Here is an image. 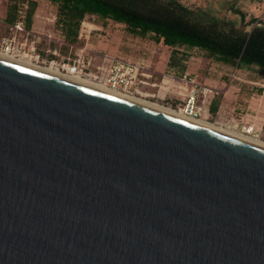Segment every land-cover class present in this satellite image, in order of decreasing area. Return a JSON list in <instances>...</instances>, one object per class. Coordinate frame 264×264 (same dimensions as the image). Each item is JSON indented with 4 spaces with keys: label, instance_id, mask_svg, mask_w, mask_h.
Returning a JSON list of instances; mask_svg holds the SVG:
<instances>
[{
    "label": "water",
    "instance_id": "obj_1",
    "mask_svg": "<svg viewBox=\"0 0 264 264\" xmlns=\"http://www.w3.org/2000/svg\"><path fill=\"white\" fill-rule=\"evenodd\" d=\"M0 264H264V148L0 58Z\"/></svg>",
    "mask_w": 264,
    "mask_h": 264
},
{
    "label": "rangeland",
    "instance_id": "obj_2",
    "mask_svg": "<svg viewBox=\"0 0 264 264\" xmlns=\"http://www.w3.org/2000/svg\"><path fill=\"white\" fill-rule=\"evenodd\" d=\"M29 1L31 0H0V39L9 35L11 28H14V23L8 24L5 20L7 10L15 3L19 8L25 7ZM182 1L191 6H202L223 17H238L233 12V9L237 8L246 13L247 21L256 17L264 23V0ZM57 11L56 2L37 0L30 25L28 26L26 17L24 32H16L20 41L24 43L23 49L30 55L40 56L38 60L32 59L37 66H50L53 59L62 63L66 57H73L77 48L82 47L86 48L87 55L97 56L94 63L101 61L99 54L139 61L144 63L145 68L138 75V79L144 82L140 81L138 84V89L142 93L133 91V95L174 110H179V104L182 102V95L178 91L186 93L185 89L190 88L181 85L178 79L188 74L200 85L212 89L209 105L211 116L208 122L225 127L224 123H228L232 118L242 123H245L244 120H252L256 128L261 129L260 139L264 141V76L260 74L257 66L238 68L204 55L198 50L179 47L178 53L186 52L191 55L185 62L186 71L181 73L176 68L168 66L172 47L155 41L150 35L133 34L124 23L111 19L87 15L83 20L91 29L90 34L87 37L78 35L71 41L65 37L56 23ZM251 26H248V29ZM55 50L58 55L53 53ZM22 55L24 54L17 57ZM177 85L184 89H179ZM215 104L218 109L213 112L212 107Z\"/></svg>",
    "mask_w": 264,
    "mask_h": 264
},
{
    "label": "trees",
    "instance_id": "obj_3",
    "mask_svg": "<svg viewBox=\"0 0 264 264\" xmlns=\"http://www.w3.org/2000/svg\"><path fill=\"white\" fill-rule=\"evenodd\" d=\"M52 1L58 5L56 23L71 41L77 38L81 21L87 15H97L124 23L133 34L150 35L155 41L172 47L168 66L181 73L186 71L185 62L191 55L178 53L179 47L198 50L238 68L255 65L264 76V23L256 17L247 21L246 13L240 9H233L238 17H223L182 0ZM36 7L37 0L27 4L28 26ZM19 9L15 3L7 10L8 24L15 23ZM217 109V105H213V112Z\"/></svg>",
    "mask_w": 264,
    "mask_h": 264
},
{
    "label": "built area",
    "instance_id": "obj_4",
    "mask_svg": "<svg viewBox=\"0 0 264 264\" xmlns=\"http://www.w3.org/2000/svg\"><path fill=\"white\" fill-rule=\"evenodd\" d=\"M24 6L25 7L18 10L17 20L13 25L15 29L11 28L12 31L10 34L0 39V51L16 56L25 54L27 58L32 57V59L38 60L40 58L38 54L30 55L23 49L24 43L20 41L16 33L17 31L24 32L25 30L24 24L27 5ZM90 32L91 29L86 25V21L82 20L79 28V37L83 35L87 37ZM53 53L58 55L56 50L53 51ZM98 57H100L101 61L99 63H94V59H96L97 56L95 54L94 56L87 55L86 48L82 47L77 48L75 55L73 57H66V60L62 63L54 59L50 61V63H57L62 71L78 74L82 77H89L96 82L104 83L121 92L130 94L134 92L139 94L142 93L138 89V84L140 81H144L139 80L138 75L142 73V69L145 68L144 63L121 57L109 56L108 54H99ZM178 82L181 85L190 86V88L185 89L186 93H181L180 90L178 91V93L182 95V102L179 104L178 109H181L183 113L189 117L203 118L209 121L211 116L209 105L212 89L208 86L200 85L188 74H184L182 78L178 79ZM177 87L179 89H184L180 85H177ZM243 122L245 123L237 122L235 118H232L228 123H224V126L237 129L248 135L260 136L261 129L256 128V124L252 122V120H244Z\"/></svg>",
    "mask_w": 264,
    "mask_h": 264
},
{
    "label": "bare ground",
    "instance_id": "obj_5",
    "mask_svg": "<svg viewBox=\"0 0 264 264\" xmlns=\"http://www.w3.org/2000/svg\"><path fill=\"white\" fill-rule=\"evenodd\" d=\"M0 58L7 59L10 61H14L17 63H21L23 65L34 68V69L39 70L41 72L47 73L49 75H52V76H55V77H58L61 79H65L68 81H72L74 83H77V84H80V85H83V86H86V87H89L92 89H96L99 91L106 92L108 94L119 97L121 99L131 101L133 103H136V104H139V105H142V106H145V107H148V108H151V109H154V110H157V111H160V112H163V113H166V114L178 117V118H181L183 120L192 122L194 124H197V125L209 128V129H213L215 131L222 132L224 134H227V135L232 136L234 138L240 139V140L245 141L247 143H251L253 145H257V146L264 148V141H262L260 139V136L256 137L253 135L245 134L242 131H238L237 129H233V128H229V127L225 128L223 126H217V125H214V124H212V123H210V122H208L202 118H200V119L199 118H192V117L185 115L181 109L174 110L171 107L160 105L157 102L156 103L151 102V101H148L146 99L139 98L136 95L126 93V92H121L117 89L109 87L108 85H106L104 83L96 82L95 80H93L89 77H82L78 74H73L71 72H63L60 69V67L58 66V64L55 62H52L50 66H45V67L37 66L36 64H34L32 57L27 58L25 56V54L22 55L21 57H17L14 54H8V53L2 52V51H0Z\"/></svg>",
    "mask_w": 264,
    "mask_h": 264
},
{
    "label": "crops",
    "instance_id": "obj_6",
    "mask_svg": "<svg viewBox=\"0 0 264 264\" xmlns=\"http://www.w3.org/2000/svg\"><path fill=\"white\" fill-rule=\"evenodd\" d=\"M251 114V113H250ZM251 115H253V114H251Z\"/></svg>",
    "mask_w": 264,
    "mask_h": 264
}]
</instances>
